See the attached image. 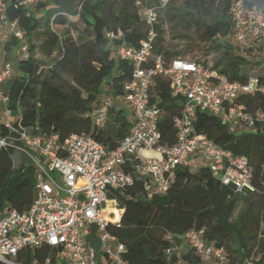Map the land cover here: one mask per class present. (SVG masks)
I'll return each mask as SVG.
<instances>
[{
  "label": "built area",
  "instance_id": "2783aa9c",
  "mask_svg": "<svg viewBox=\"0 0 264 264\" xmlns=\"http://www.w3.org/2000/svg\"><path fill=\"white\" fill-rule=\"evenodd\" d=\"M6 1L0 0V151L10 152L13 167L14 153L31 159L34 194L22 212L9 204L0 208V262L27 264L16 259L20 250L49 246L57 251L58 264H96V251L85 240L95 225L108 264H127L122 257L125 245L106 229L109 222L117 224L118 220L108 221L102 214L109 190L131 185L137 175L144 179L146 198L165 194L175 181L176 168L189 167L192 157L235 190H255L248 160L196 132L194 121L197 112H204L218 116L235 131L264 122L262 110L247 111L238 102L240 96L264 93V84L254 76L245 82L231 81L212 67L209 57L206 61L186 55L167 58L156 52L159 16L177 0H155L150 5L137 2L145 25V35L137 45H128L119 30L105 34L112 54L131 67L130 78L122 82L120 92L105 91L89 115L96 129L106 126L113 110L125 107L133 115L127 134L110 149L89 133H71L60 140L57 134L46 135L22 124L19 102H11L5 90L21 72L17 74L19 68L11 58H3L5 46L16 41L13 49L18 60L38 59L41 54L31 49L18 20L6 15ZM49 1L18 0L17 5L29 8ZM228 15L232 24L229 36L241 50L264 46L262 9L245 0H228ZM156 75L167 79L172 96L183 99L173 118L176 140L170 146L160 142ZM181 239L203 261L227 264L226 252L209 244L203 229H188ZM176 248L166 249L167 256ZM171 264L182 262L178 259Z\"/></svg>",
  "mask_w": 264,
  "mask_h": 264
},
{
  "label": "trees",
  "instance_id": "16d2710c",
  "mask_svg": "<svg viewBox=\"0 0 264 264\" xmlns=\"http://www.w3.org/2000/svg\"><path fill=\"white\" fill-rule=\"evenodd\" d=\"M17 1H6V15L18 20L31 49L41 54L38 59L17 60L15 65L21 75L5 86L10 101L19 102L22 124L39 133L57 134L60 140L71 133H89L107 148H114L130 128L123 111H111L103 129H96L89 115L105 91L120 92L122 82L130 78L131 67L111 55L105 34L119 30L128 45H137L145 35V25L139 17L140 6L152 3L147 0H50L23 8ZM181 1L199 13L193 24L201 31L202 39L213 43L216 51L227 49L212 62L213 68L231 81L245 82L254 76L264 84V76L247 73L240 67L247 63L246 59L230 55L229 43L234 40L229 36L232 24L228 0H211L214 8L211 11L208 0ZM245 2L264 11V0ZM68 15L77 17L70 20ZM204 16H209V21ZM158 23L155 51L167 58L181 55L160 45ZM33 34L40 38L37 48L30 43L29 37ZM15 45L14 39L6 44V58ZM46 55L51 57L49 63L42 61ZM154 85L160 108V142L170 146L176 140L173 118L179 113L183 99L170 94L167 79L160 75L154 77ZM238 102L247 111L264 112V93L240 96ZM252 127L253 131L238 133L230 130L218 116L204 112H197L194 121L196 132L204 134L217 147L248 160L255 189L250 193H255L264 191V122ZM143 181L142 177L133 175L131 185L109 190L104 205V208H116L105 211L109 221L118 220L117 224L109 222L106 229L125 245L122 257L127 264H171L178 259L182 264H213L203 261L190 248L179 255L174 252L167 256L166 249L178 247L182 243L181 235L191 228L203 229L206 241L222 248L226 254L233 250L232 243L237 239L242 256H249L246 240L251 236L244 235L245 221H231L241 192L214 177L208 167L200 166L193 172L187 166H178L169 190L149 199L143 192ZM33 194L32 165L13 167L10 152L0 151V208L9 204L22 212L28 208ZM257 245L264 251L263 239ZM16 259L27 264H45L48 259V264H58L57 251L49 246L24 248ZM227 264L234 262L228 260ZM257 264H264V257Z\"/></svg>",
  "mask_w": 264,
  "mask_h": 264
},
{
  "label": "rangeland",
  "instance_id": "374dc122",
  "mask_svg": "<svg viewBox=\"0 0 264 264\" xmlns=\"http://www.w3.org/2000/svg\"><path fill=\"white\" fill-rule=\"evenodd\" d=\"M155 0H147L149 3H153ZM209 10H214L211 0H208ZM50 2V1H49ZM50 4V3H49ZM52 4V2H51ZM50 4V5H51ZM199 13L193 9L185 7L181 0L172 1L166 11L161 14L158 23V33L160 37V45L169 49L170 51H176L178 54L186 55L190 57L203 58L205 61L209 57V61L213 63L218 57L227 49L216 51L213 43H209L202 39L201 31L193 24V19L198 18ZM70 20H75L77 15H68ZM204 19L209 21V16ZM30 43L34 48H37L40 38L38 34H33L30 37ZM221 41V40H219ZM231 49V56H241L247 60V63L241 64L247 73H257L264 76V46L259 45L249 50H241L240 47L234 42L229 43ZM9 57L14 62L18 59L16 50L12 49L9 52ZM117 59L113 54H111ZM42 61L49 63L51 57L43 56ZM20 69L17 70L19 74ZM103 95V94H101ZM123 115L128 121L133 120V115L124 107ZM253 127L240 128L238 133L253 131ZM14 167L19 165L29 166L31 165V159L24 154L19 155L14 153ZM200 165L192 164L189 166L191 171H197ZM241 199L237 202L231 216V221L238 223L239 219L242 222L245 221V227L243 229L245 237L251 236V239L246 240V246L250 249L249 256H242V247L240 241L235 239L232 243V249L227 251L228 260L233 261L234 264H257L261 262L264 257V251L257 245L258 240H264V191L255 193H240ZM107 203V202H106ZM116 208H105V211H115ZM112 215V213H110ZM257 221V223L255 222ZM189 248L186 242L182 243L174 250L176 254H181Z\"/></svg>",
  "mask_w": 264,
  "mask_h": 264
},
{
  "label": "crops",
  "instance_id": "0c3cea01",
  "mask_svg": "<svg viewBox=\"0 0 264 264\" xmlns=\"http://www.w3.org/2000/svg\"><path fill=\"white\" fill-rule=\"evenodd\" d=\"M3 58H6V55L3 56ZM18 60V59H17ZM13 61V60H12ZM14 62V61H13ZM16 62H14L15 64ZM238 129L232 130L237 132ZM192 164H198V159L192 157L191 159ZM191 164V165H192ZM247 193V192H246ZM85 240L90 245L92 248L95 249L96 254H95V261L96 264H108V259L105 253L102 251V246L99 240V231L95 225H92L88 231V233L85 236ZM210 262V261H208Z\"/></svg>",
  "mask_w": 264,
  "mask_h": 264
},
{
  "label": "bare ground",
  "instance_id": "6f19581e",
  "mask_svg": "<svg viewBox=\"0 0 264 264\" xmlns=\"http://www.w3.org/2000/svg\"><path fill=\"white\" fill-rule=\"evenodd\" d=\"M102 214H103V217H104L106 220H108V219L106 218V216H105V208L103 209ZM108 221H109V220H108Z\"/></svg>",
  "mask_w": 264,
  "mask_h": 264
}]
</instances>
